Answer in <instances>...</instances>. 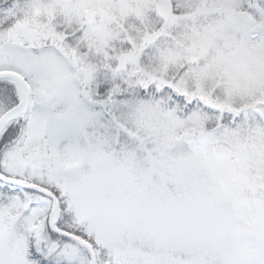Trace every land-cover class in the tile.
<instances>
[{
    "label": "snow or ice",
    "instance_id": "6c2138e0",
    "mask_svg": "<svg viewBox=\"0 0 264 264\" xmlns=\"http://www.w3.org/2000/svg\"><path fill=\"white\" fill-rule=\"evenodd\" d=\"M0 264H264V0H0Z\"/></svg>",
    "mask_w": 264,
    "mask_h": 264
}]
</instances>
